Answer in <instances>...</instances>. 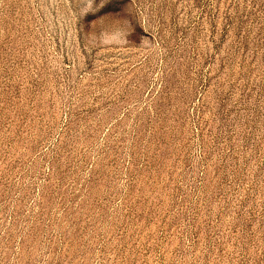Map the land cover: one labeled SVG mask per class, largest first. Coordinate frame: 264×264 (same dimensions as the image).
Masks as SVG:
<instances>
[{
    "label": "rangeland",
    "instance_id": "obj_1",
    "mask_svg": "<svg viewBox=\"0 0 264 264\" xmlns=\"http://www.w3.org/2000/svg\"><path fill=\"white\" fill-rule=\"evenodd\" d=\"M0 264H264V0H0Z\"/></svg>",
    "mask_w": 264,
    "mask_h": 264
}]
</instances>
